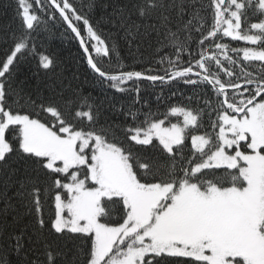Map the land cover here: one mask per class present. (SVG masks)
I'll list each match as a JSON object with an SVG mask.
<instances>
[{
    "label": "trees",
    "instance_id": "16d2710c",
    "mask_svg": "<svg viewBox=\"0 0 264 264\" xmlns=\"http://www.w3.org/2000/svg\"><path fill=\"white\" fill-rule=\"evenodd\" d=\"M70 1L73 10L68 14L103 72L129 71L122 70L125 63L131 70L153 76L192 69L229 88L250 81L264 83V57L244 55L247 48L264 52V24L256 27L264 22L259 0H244L241 10V32L257 34V43L218 30L213 0ZM24 6L35 15L31 27L26 25ZM87 24L105 44V53L93 51L95 41ZM17 45L23 46L0 78L6 110L36 118L54 129L67 125L116 145L142 183H196L204 189L246 185L237 168L211 166L194 171L205 154L218 147L221 115L232 112L223 104L221 94L207 83L191 77L160 84L101 78L49 0H0V69ZM44 58L49 60L47 65ZM133 82L142 96L141 104L135 95L126 96ZM262 89L248 84L226 92V100L241 109ZM175 106L192 110L197 121L171 153L157 139L148 143L132 139L136 129L173 119L170 109ZM196 133L210 140L204 152L191 145L190 136ZM6 138L10 148L0 160V264H89L93 235L54 227L56 194L64 191L58 179L68 180L70 172L53 170L46 158L26 152L20 125H9ZM101 205L104 224L118 225L125 220L122 197L104 198ZM116 253L113 249L102 264H111ZM141 264L209 263L160 253L147 255Z\"/></svg>",
    "mask_w": 264,
    "mask_h": 264
},
{
    "label": "rangeland",
    "instance_id": "374dc122",
    "mask_svg": "<svg viewBox=\"0 0 264 264\" xmlns=\"http://www.w3.org/2000/svg\"><path fill=\"white\" fill-rule=\"evenodd\" d=\"M243 1L214 0L216 23L229 36L255 43L256 36L240 32ZM64 6L72 7L66 0ZM259 6L264 7V0H259ZM23 16L31 27L35 15L29 6H24ZM86 29L95 41V51L105 53V44L88 24ZM22 46L17 45L8 56L0 78ZM246 53L264 57L258 48L244 50L251 58ZM48 61L44 58L46 65ZM2 94L0 80V160L10 148L7 127L17 124L26 152L46 158L53 170L70 172L68 180L58 179L64 191L56 194L54 227L93 235L89 264H102L113 249L117 253L111 264H141L145 256L160 253L210 264H234L235 258L244 264H264V99L242 116L223 114L220 146L195 166L196 171L209 166L239 167L245 187L204 189L196 183L179 187L141 183L121 149L67 125L54 129L36 118L12 113L4 108ZM172 114L182 117L169 125L156 121L146 129H136L132 139L148 143L157 138L165 149L172 150L182 142L185 128L196 121L188 110L174 108ZM191 140L197 149L208 146V138L202 134L196 133ZM111 196L122 197L127 210L125 220L118 225L100 220L101 201Z\"/></svg>",
    "mask_w": 264,
    "mask_h": 264
},
{
    "label": "water",
    "instance_id": "95a60500",
    "mask_svg": "<svg viewBox=\"0 0 264 264\" xmlns=\"http://www.w3.org/2000/svg\"><path fill=\"white\" fill-rule=\"evenodd\" d=\"M51 4L53 5V7L58 11V13L61 15V17L67 22L69 28L71 29V31L76 35V37L78 38L79 42L81 43L82 47L84 48V51L86 53V56L88 58V61L91 65V67L95 70V72L103 77V78H122L124 77L125 75H107V74H104L102 73L96 66L93 58H92V55L90 54L85 42H84V39L82 37V35L80 34L79 30L75 27V25L72 23V21L70 20L68 14L59 6L58 2L56 0H50ZM185 73H189V74H194V75H198V76H201L195 72H191V71H188V72H179L178 74H185ZM134 77H137V78H141V79H148L146 77H143V76H140V75H137V74H133ZM205 80H207L206 78H204ZM208 81V80H207ZM221 92L223 90L219 89ZM264 93V92H262ZM261 93V94H262ZM259 94V96L261 95Z\"/></svg>",
    "mask_w": 264,
    "mask_h": 264
},
{
    "label": "bare ground",
    "instance_id": "6f19581e",
    "mask_svg": "<svg viewBox=\"0 0 264 264\" xmlns=\"http://www.w3.org/2000/svg\"><path fill=\"white\" fill-rule=\"evenodd\" d=\"M66 1H68L69 3H70V5L72 6V7H65L64 6V2H65V0H63V2L62 3H58L59 4V6L67 13L68 11H70V10H73V5H72V2L70 1V0H66ZM49 3H50V5H51V7L58 13V11L53 7V5L51 4V2L49 1ZM59 14V13H58ZM60 15V14H59ZM65 21V20H64ZM66 22V21H65ZM66 24H67V22H66ZM67 26H68V24H67ZM68 28H69V26H68ZM70 29V28H69ZM71 30V29H70ZM72 32V31H71ZM73 33V32H72ZM74 34V33H73ZM75 35V34H74ZM76 36V35H75ZM77 38V37H76ZM78 39V38H77ZM131 69H133V68H129L125 63H124V66L122 67V70H129V71H126V72H124L123 74L125 75L124 76V79H130V75L131 74H133V73H141V74H146V75H149V76H153V74L152 73H150V72H148V73H144V72H136L135 70H131ZM101 77V76H100ZM101 78H103V77H101ZM103 79H105V78H103ZM132 81V80H131ZM104 84H106L105 82H104ZM142 85V84H141ZM135 95V98H136V100H137V103L139 102L140 104L142 103V96L140 95V92H139V90L137 89V87H136V82H133L131 85H130V87H129V90L127 91V93H126V96H127V98L129 99V98H131V96H134ZM145 106H147L148 108H149V105H145ZM143 107H144V104H143ZM150 112V111H149Z\"/></svg>",
    "mask_w": 264,
    "mask_h": 264
}]
</instances>
